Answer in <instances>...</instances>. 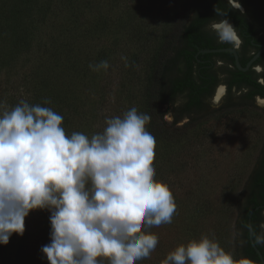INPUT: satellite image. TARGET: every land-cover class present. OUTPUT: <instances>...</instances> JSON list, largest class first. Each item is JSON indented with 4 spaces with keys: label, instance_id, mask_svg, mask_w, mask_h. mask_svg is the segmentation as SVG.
I'll list each match as a JSON object with an SVG mask.
<instances>
[{
    "label": "clouds",
    "instance_id": "clouds-1",
    "mask_svg": "<svg viewBox=\"0 0 264 264\" xmlns=\"http://www.w3.org/2000/svg\"><path fill=\"white\" fill-rule=\"evenodd\" d=\"M214 27L220 41L237 39L228 20ZM150 119L132 107L89 137L66 134L63 117L40 104L22 99L0 110V245L24 235L30 213L47 211L50 243L41 252L48 264H100L101 258L137 264L149 258L159 238L148 229L170 224L177 207L168 185L154 179ZM256 242L264 244V236ZM162 264L244 262L202 236L178 246Z\"/></svg>",
    "mask_w": 264,
    "mask_h": 264
},
{
    "label": "rangeland",
    "instance_id": "rangeland-1",
    "mask_svg": "<svg viewBox=\"0 0 264 264\" xmlns=\"http://www.w3.org/2000/svg\"><path fill=\"white\" fill-rule=\"evenodd\" d=\"M191 1L80 0L81 4L79 3L77 9L79 29L84 28V22L91 25L92 21H106L103 31H94L80 44L81 57H89L102 46L109 51V67L103 74H95L96 85H91L88 93H99L102 89L105 101L110 105L109 110L112 109L122 116L132 107L137 108L140 113L145 103L144 87L148 76V63L156 43L163 29H169L174 22L180 20L181 14L186 13ZM131 7H134L141 18H146L144 36L147 41H141L139 45H132L131 38L126 35V23L129 19L127 13ZM54 9L60 7L55 6ZM122 16L126 20L119 30L114 23ZM66 17L68 13L59 15L53 23L50 20L48 26L41 25V20L35 18L30 52L9 61H5V54L0 53V105L3 109L15 107L22 99L32 104L29 101L35 87L33 81L41 78V73L44 72L41 66L34 69L30 76L29 72L32 71L36 59L41 57V44L47 42L50 36L57 35L58 27L65 25V21L68 22ZM56 40L62 41V38L58 36ZM1 50H4V45L0 36ZM132 52L138 54L135 58V80L131 78L132 70L128 71L125 66ZM2 60L6 64L3 65ZM67 73L65 72V78H62L65 81ZM66 90L59 77L55 93L62 96L66 94ZM16 96L19 97L18 103H15ZM181 102L182 99L178 98L173 106L162 107L164 116L158 124L167 132L168 146L165 149L161 142H156L153 161V167L156 169L154 179L170 188L177 206L176 214L170 224L148 229L158 236L159 243L149 258L137 261V264H162L167 255L178 246L187 245L202 236L215 239L225 252L232 254L233 258L239 261L242 255V240L238 229L235 228L236 201L243 193L251 173L258 169L263 156V102H255L259 105H255L256 108H230L221 112L210 110L191 117L183 116L174 121L171 110ZM248 195L247 191L241 198L244 199ZM37 215L38 211L30 213L25 219V226L33 227ZM34 229L32 236L26 241L22 236H11L6 245L7 257L11 262L16 257L17 242L19 248L23 246L26 250L30 249L32 256L39 259L41 220ZM3 250V245H0V252L4 253ZM241 261L249 264V261Z\"/></svg>",
    "mask_w": 264,
    "mask_h": 264
},
{
    "label": "trees",
    "instance_id": "trees-1",
    "mask_svg": "<svg viewBox=\"0 0 264 264\" xmlns=\"http://www.w3.org/2000/svg\"><path fill=\"white\" fill-rule=\"evenodd\" d=\"M226 1L192 0L186 13L179 16L180 20L177 23L174 22L169 29H163L150 57L144 87L145 103L140 113L151 117L150 123L146 126L147 130L155 138V143L161 142L165 149L168 146L167 132L158 124L160 120H163V106H173L176 99H182L181 104L171 110L174 121H178L183 116L191 117V115L210 111L203 105L201 98L203 94L206 97L211 95L213 80H208L203 70L196 68L194 56L200 50L209 49L207 45H203V24L207 23L210 15L219 11L231 17ZM79 3L80 0H0V36L1 43L4 45V50L0 53L5 54V61H9L30 52L35 18L41 20V25L48 26L50 20L53 23L52 21L59 15L68 13V17L65 18V20L68 18V22L65 21V25L58 24L61 26L58 27L57 35L50 36L47 42L41 44V57L36 59L29 76L40 66L44 73H41V78L33 81L35 87L29 102L33 105L49 107L60 114L63 117L62 126L66 134L81 132L91 137L104 131L106 119L122 117V115L115 113L112 109L110 112V105L105 101L102 89L99 93H88L90 86L96 85L95 74H103L105 71L103 68L94 71L89 65H98L102 61H107L109 51L102 46L89 57H81L80 44H83L94 31H103L106 21H92L91 25L84 22V28L79 29L80 24L77 23ZM55 6H59L60 9H54ZM127 15L129 19L126 23V35L131 38V44L139 45L141 41H147L144 36L146 18H141L134 7L130 8ZM125 20L122 16L117 18L114 24L120 30ZM146 27L148 28L147 23ZM58 36L62 38V41L56 40ZM137 55L132 52L128 65L125 64L128 71L132 70L131 78L133 79L137 78L135 69ZM203 56L209 55L197 54V58H203ZM5 61L2 60L3 65L6 64ZM65 72H68L67 81L62 79L65 78L63 77ZM59 77L60 82L67 89L66 94L62 96L55 93ZM18 100L19 97L16 96L15 103H18ZM262 153L264 155V151ZM247 191L249 195L244 199L241 198ZM236 211L235 228L238 229L242 240L240 249L242 255L238 260L249 261V264H260L252 245L257 247L264 260V244L256 242L258 236H264V156L259 161L258 169L249 176L243 193L237 197ZM49 216L50 213L47 211H38L33 227L25 226L22 238L26 241L28 237H31L32 231L38 227V221L41 220V248L50 243ZM16 246H18L15 251L16 257L11 262V259L7 257V246L3 245L4 253L0 252V264H48L42 252L37 260L30 253V249L26 250L27 248L24 249L23 246L19 248V242ZM100 262V264H108V261L102 258Z\"/></svg>",
    "mask_w": 264,
    "mask_h": 264
},
{
    "label": "flooded vegetation",
    "instance_id": "flooded-vegetation-1",
    "mask_svg": "<svg viewBox=\"0 0 264 264\" xmlns=\"http://www.w3.org/2000/svg\"><path fill=\"white\" fill-rule=\"evenodd\" d=\"M226 2L231 17L219 11L210 15L203 24V45L209 49L200 51L231 49L235 55L225 51L211 54L198 51L197 54L209 56H194L196 68L203 70L208 80H213L211 95L203 94L201 101L209 110L259 107L255 102H263L264 106V0ZM224 20L234 26L237 34V39L230 43L220 41L214 27Z\"/></svg>",
    "mask_w": 264,
    "mask_h": 264
},
{
    "label": "water",
    "instance_id": "water-1",
    "mask_svg": "<svg viewBox=\"0 0 264 264\" xmlns=\"http://www.w3.org/2000/svg\"><path fill=\"white\" fill-rule=\"evenodd\" d=\"M263 50H264V48H263ZM221 51L230 52L233 55H235L234 51L231 50V49H226V50H206V51H200V53L201 54H203V53L211 54V53H219ZM252 248H253L254 252L256 253V255L258 256V258L260 260V264H264V260L262 258V255L259 252V250L257 249V247L255 245H252Z\"/></svg>",
    "mask_w": 264,
    "mask_h": 264
}]
</instances>
